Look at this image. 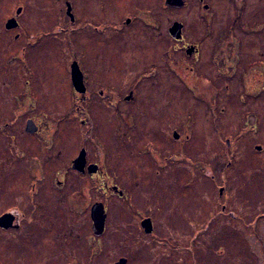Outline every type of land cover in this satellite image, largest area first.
<instances>
[{"label":"rangeland","instance_id":"1","mask_svg":"<svg viewBox=\"0 0 264 264\" xmlns=\"http://www.w3.org/2000/svg\"><path fill=\"white\" fill-rule=\"evenodd\" d=\"M186 1L174 9L147 0L141 10L159 14L164 28L182 21L190 34L205 25ZM81 2L84 15L73 23L65 0H0V217L15 218L14 226H0V264H113L121 257L127 264H264V150L246 147L223 167L228 158L208 101L190 93L189 79H164L158 89L145 80L139 108L119 100L149 68L138 58L121 61L104 41L119 23L108 12L132 10V2ZM19 7L20 26L7 28ZM150 17L133 25L140 43L149 42ZM103 27L107 35H98ZM77 53L87 61L89 86L98 93L113 87L108 101L100 92L82 103L93 114L86 122L71 79ZM259 106L264 111V98ZM29 119L38 132L26 130ZM255 142L264 149V130ZM83 150L103 167L99 174L75 171ZM97 201L107 210L100 236L91 217Z\"/></svg>","mask_w":264,"mask_h":264},{"label":"flooded vegetation","instance_id":"2","mask_svg":"<svg viewBox=\"0 0 264 264\" xmlns=\"http://www.w3.org/2000/svg\"><path fill=\"white\" fill-rule=\"evenodd\" d=\"M92 1L98 2V0H85V3L89 5ZM102 1L115 8L114 0H111L110 3L109 0ZM131 2L132 10H127L126 4L123 3L124 10L115 8L116 10L108 12L112 19L119 20V23L114 22L110 34L103 33L106 32V27H103L101 33H98V35H107L104 37V41L116 54L118 53L121 61H125L130 56L134 59L138 58L139 63L149 67L138 72L129 86H126L128 90L124 92V95H118L119 100L123 99L125 103L131 105L130 107L139 108L143 106L144 101L140 93V85L145 80H150V83L158 89V84L162 83L164 79L172 80L173 77L179 78V80L180 78L189 79L190 85H193L190 87V93L192 95L200 94L202 99L208 101L205 104L207 113L212 116V129L216 132L218 141L224 149L223 153L228 158L223 167L231 165L234 162V157L241 154L246 147L252 146L258 152H262L263 146L256 143L255 140L258 138V133L264 130V111L259 106V101L264 98V0H190V11L194 10L193 16L196 15L201 20L200 23L205 26L190 28V34H188L184 22L181 21L184 27L180 37L174 36L171 30V26L179 20L173 21L171 26L164 28L162 22L159 21L161 18L157 17L159 14L153 15L151 11H148L145 15V12L141 10L147 0H131ZM65 3L66 13L71 22L77 21L78 23L85 12L84 2L65 0ZM161 3L162 0H160V5ZM187 3L189 2L185 0L183 6L185 7ZM254 3L255 5L251 6ZM165 4L166 7L174 9L180 7L167 3V0H165ZM69 6L72 15L68 12ZM17 10L19 12L16 16L10 18H16L18 26H20L17 17L22 12V8L19 7ZM220 15L222 18L219 17ZM144 16H151L148 20L151 21L153 31L143 27L144 31L148 32L149 42L140 43L141 36L134 32L138 28H132L137 23L142 26L143 22L140 23V21L147 20ZM217 17L223 21L218 26H214L217 25ZM129 38H133V44H130ZM76 50L77 47L74 51ZM165 57L167 61L163 64ZM109 61L114 62L112 54ZM74 62H77L82 72L85 86V91H79L73 84L80 100L77 111L82 112L83 110L82 113L87 115V119H83V122H86L90 121L93 114L88 112L87 105L82 107V103L93 99L94 95L100 92V99L108 101L110 99L109 92L110 90L113 92V87H109V92L108 88H103L98 93L86 82L87 78L82 66L87 61L84 60L83 54L77 53V59ZM93 67L97 71L100 68L103 69L99 66V61L95 60H93ZM94 74H96L95 70ZM104 76L101 71V78L103 79ZM112 96L114 97V95ZM196 114L190 115V123H192L190 129L194 127L193 121L195 122ZM200 114L202 115V112ZM89 115L92 117H88ZM128 120L131 126L136 125L133 120L129 118ZM37 126L36 132L39 131V124ZM175 133L180 136L178 131ZM175 133H173L174 138H176ZM87 156L86 152L85 170L75 169V171L93 175L89 172L88 166L94 162H88ZM193 162L195 161L193 160ZM205 163L207 162L197 160L196 165ZM102 168L99 166L95 173L99 174L98 172L102 171ZM113 186L116 185L113 184ZM118 190H120L119 187ZM19 227L20 224L16 226V228ZM94 236H100V234L94 233ZM92 240L95 241L94 237L90 241ZM91 248L94 249V245Z\"/></svg>","mask_w":264,"mask_h":264},{"label":"water","instance_id":"3","mask_svg":"<svg viewBox=\"0 0 264 264\" xmlns=\"http://www.w3.org/2000/svg\"><path fill=\"white\" fill-rule=\"evenodd\" d=\"M167 3L172 4V5H178V6H183L185 4V0H167ZM71 7L69 6L68 12L72 15L70 11ZM18 26V22L16 18H10L7 23L6 27L7 28H15ZM184 27V24L181 21L175 22L171 26L172 34L176 37H180L182 33V29ZM72 80L75 88L79 91H85V86L83 83V75L82 72L77 64V62H74L72 65ZM28 127L26 130L28 132H36L38 130V126L35 123L34 120L29 119L28 121ZM179 135L175 133V137H178ZM86 166V151L83 150L81 152V155L74 161V168L80 171H84ZM89 172L94 173L98 169V164H90L88 166ZM115 191H118L120 194H122L121 190H118L117 186L113 187ZM105 205L102 201H97L95 202L92 207H91V217L93 221V231L95 234H102L105 230L106 226V219L107 215L105 213ZM14 216L10 213H5L1 215L0 217V226L3 228H9L11 226H14ZM142 225L145 229L146 232L150 233L153 229L152 227V222L151 218H146L143 222ZM128 259L125 257H121L118 261L114 262L113 264H127Z\"/></svg>","mask_w":264,"mask_h":264},{"label":"bare ground","instance_id":"4","mask_svg":"<svg viewBox=\"0 0 264 264\" xmlns=\"http://www.w3.org/2000/svg\"><path fill=\"white\" fill-rule=\"evenodd\" d=\"M68 10H69V8H68ZM118 192V191H117ZM105 213H106V215H107V210H105Z\"/></svg>","mask_w":264,"mask_h":264}]
</instances>
